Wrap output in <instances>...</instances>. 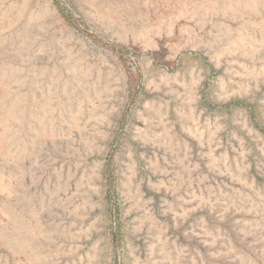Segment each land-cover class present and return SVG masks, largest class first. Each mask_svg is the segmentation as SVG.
<instances>
[{
  "label": "rangeland",
  "instance_id": "rangeland-1",
  "mask_svg": "<svg viewBox=\"0 0 264 264\" xmlns=\"http://www.w3.org/2000/svg\"><path fill=\"white\" fill-rule=\"evenodd\" d=\"M57 1L0 0V264H264V0Z\"/></svg>",
  "mask_w": 264,
  "mask_h": 264
},
{
  "label": "trees",
  "instance_id": "trees-1",
  "mask_svg": "<svg viewBox=\"0 0 264 264\" xmlns=\"http://www.w3.org/2000/svg\"><path fill=\"white\" fill-rule=\"evenodd\" d=\"M54 4L60 10V12L63 13V9L57 0H54ZM188 54L196 56V57L200 58L201 60H203L206 64H209L207 61V58L205 56L199 54V53L188 52ZM210 70L212 72H214V67L210 66ZM234 105H245V104L242 101L236 100V101H230V102L222 104V105H213V107L214 108H229V107L234 106ZM245 106H247V105H245ZM256 127L259 128L262 132H264V127H259V126H256ZM116 211H117V209H116Z\"/></svg>",
  "mask_w": 264,
  "mask_h": 264
}]
</instances>
